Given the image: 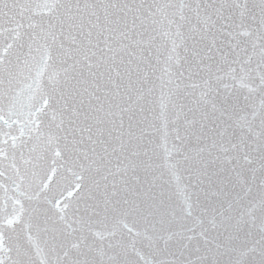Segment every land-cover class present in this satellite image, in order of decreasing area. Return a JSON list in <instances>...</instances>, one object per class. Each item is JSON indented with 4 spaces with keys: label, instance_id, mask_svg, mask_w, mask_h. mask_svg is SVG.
Instances as JSON below:
<instances>
[{
    "label": "snow or ice",
    "instance_id": "6c2138e0",
    "mask_svg": "<svg viewBox=\"0 0 264 264\" xmlns=\"http://www.w3.org/2000/svg\"><path fill=\"white\" fill-rule=\"evenodd\" d=\"M0 264H264V0H0Z\"/></svg>",
    "mask_w": 264,
    "mask_h": 264
}]
</instances>
